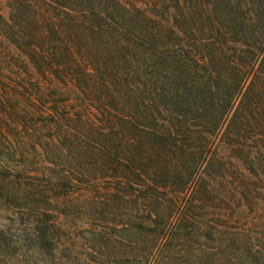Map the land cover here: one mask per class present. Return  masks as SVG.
<instances>
[{
	"label": "trees",
	"instance_id": "obj_1",
	"mask_svg": "<svg viewBox=\"0 0 264 264\" xmlns=\"http://www.w3.org/2000/svg\"><path fill=\"white\" fill-rule=\"evenodd\" d=\"M0 264H264V0H0Z\"/></svg>",
	"mask_w": 264,
	"mask_h": 264
}]
</instances>
